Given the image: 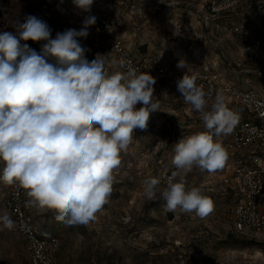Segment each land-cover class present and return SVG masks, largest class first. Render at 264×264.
<instances>
[{
  "label": "rangeland",
  "instance_id": "rangeland-1",
  "mask_svg": "<svg viewBox=\"0 0 264 264\" xmlns=\"http://www.w3.org/2000/svg\"><path fill=\"white\" fill-rule=\"evenodd\" d=\"M23 1L27 13L24 16L21 11L20 18L31 15L45 21L52 38L70 28L79 30L85 17L95 16V25L80 44L86 49L84 58L104 61L109 73L123 72L108 50L109 41L122 38L133 54H150L170 68L178 69L180 60L195 63L206 52L216 68L237 85L253 88L264 97V0H242L232 10L216 15L197 12L200 4L187 0H93L87 12L78 9L73 0H54L48 10L42 8L44 0ZM169 1H175L172 14L163 12ZM11 3L8 0V6ZM49 15L57 19L50 20ZM177 19L193 28L194 35L181 36L174 26ZM237 23H244L245 29L234 33L224 29ZM6 31L0 26V34ZM42 43L29 40L27 44L39 53ZM248 48H254L256 54ZM154 95L160 111L150 114L146 130H134L113 172L112 191L94 219L69 224L67 217L58 219L59 210L33 205L38 225L59 240L58 264H264V232L241 235L233 227L230 209L234 197L222 182V168L210 173L194 166L183 174L186 190L198 187L213 202L209 215L201 218L179 207L167 210L161 193L169 181L180 180L171 176L175 144L209 130L172 82L156 81ZM225 102L239 117L237 124L250 117L246 106L231 99ZM212 103L207 102L208 108ZM141 106L136 105L137 109ZM229 136L213 135V139ZM3 167L0 162V176ZM149 178L160 181L151 200L143 192ZM0 185L8 186L2 180ZM5 212L13 221L0 195V216ZM0 264H31L23 236L14 225L7 228L2 221Z\"/></svg>",
  "mask_w": 264,
  "mask_h": 264
},
{
  "label": "clouds",
  "instance_id": "clouds-1",
  "mask_svg": "<svg viewBox=\"0 0 264 264\" xmlns=\"http://www.w3.org/2000/svg\"><path fill=\"white\" fill-rule=\"evenodd\" d=\"M73 3L87 12L93 0ZM95 23V16H87L79 30L70 28L52 38L49 25L30 15L16 25L15 34H0V180L24 189L26 206L57 209L58 219L67 217L69 224L94 219L112 191L113 172L134 130H146L150 114L160 111L155 77L130 65L126 72L109 73L104 61L84 58L80 39L88 37ZM29 40L44 42L39 53L20 43ZM177 67L189 66L180 60ZM176 83L209 131L175 144L172 176L180 180L169 181L161 195L167 210L179 207L204 218L213 211V202L198 187L186 190L183 174L194 166L210 173L224 166L226 152L213 135L231 134L239 117L222 93L208 108V94L196 84V76L186 72ZM137 104L142 106L137 109ZM159 184L157 178L144 181L149 200ZM0 221L7 228L14 223L7 212Z\"/></svg>",
  "mask_w": 264,
  "mask_h": 264
},
{
  "label": "built area",
  "instance_id": "built-area-1",
  "mask_svg": "<svg viewBox=\"0 0 264 264\" xmlns=\"http://www.w3.org/2000/svg\"><path fill=\"white\" fill-rule=\"evenodd\" d=\"M20 1L22 14L25 16L27 13L25 2ZM53 1L44 0L42 8L48 10ZM187 1L200 4L197 12H210L216 15L232 10L242 0ZM174 5L175 1L167 2L163 6V12L172 14ZM259 7L263 5L259 4ZM8 10V0H0V26L15 34V25L10 27L4 18ZM48 17L50 20L57 19L56 15ZM174 26L181 36L194 35L195 30L186 26L180 19L174 22ZM224 29L230 33L239 32L245 29V24L237 23L234 26H225ZM197 39L203 41L201 36H197ZM20 43L25 44L28 41ZM108 45V50L123 72H126L130 65L138 73H149L156 81L165 79L176 87L177 80L188 72L190 76H196V84L208 94L205 97L207 102L214 101L215 95L222 93L225 99H231L249 109L250 117L237 124L227 139L214 141L220 142L226 152L221 175L222 182L231 190L234 197L230 210L235 231L241 235L264 232V97L253 88L237 85L216 68V62L206 52H201L197 62L189 64L188 68L176 69L168 67L159 58L150 54H133L122 38L112 39ZM248 49L251 54H256L254 48ZM122 61L124 67H121ZM174 171L175 166L171 176ZM0 195L2 204L12 213L14 229L26 242L31 264H58L59 240L57 236L38 225L33 214V205L26 206L29 197L25 190L18 184H8L6 187L0 185Z\"/></svg>",
  "mask_w": 264,
  "mask_h": 264
},
{
  "label": "bare ground",
  "instance_id": "bare-ground-1",
  "mask_svg": "<svg viewBox=\"0 0 264 264\" xmlns=\"http://www.w3.org/2000/svg\"><path fill=\"white\" fill-rule=\"evenodd\" d=\"M9 10L4 15L5 20L8 22V25L14 26L15 25V31H16V25L19 23L25 22L24 19L20 18L21 15V8L22 4L20 0H12V3L8 6ZM8 32H11L10 30ZM14 33V32H12Z\"/></svg>",
  "mask_w": 264,
  "mask_h": 264
},
{
  "label": "crops",
  "instance_id": "crops-1",
  "mask_svg": "<svg viewBox=\"0 0 264 264\" xmlns=\"http://www.w3.org/2000/svg\"><path fill=\"white\" fill-rule=\"evenodd\" d=\"M135 55H137V54H135Z\"/></svg>",
  "mask_w": 264,
  "mask_h": 264
}]
</instances>
